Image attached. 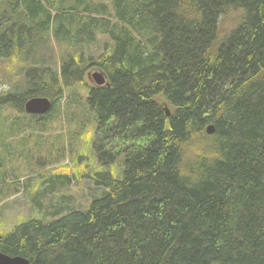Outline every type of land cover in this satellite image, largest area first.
<instances>
[{
	"label": "trees",
	"instance_id": "16d2710c",
	"mask_svg": "<svg viewBox=\"0 0 264 264\" xmlns=\"http://www.w3.org/2000/svg\"><path fill=\"white\" fill-rule=\"evenodd\" d=\"M3 63L24 88L0 93V113L38 118L25 110L35 96L52 100L45 117L93 113L98 171L84 175L81 155L46 179L108 189L0 233V251L36 264H264V0H0ZM92 69L107 82L88 84Z\"/></svg>",
	"mask_w": 264,
	"mask_h": 264
},
{
	"label": "rangeland",
	"instance_id": "374dc122",
	"mask_svg": "<svg viewBox=\"0 0 264 264\" xmlns=\"http://www.w3.org/2000/svg\"><path fill=\"white\" fill-rule=\"evenodd\" d=\"M102 48L103 43L98 45L97 51L101 52ZM5 68L4 63L0 65V93L24 88L23 77L10 74ZM94 71L88 72V84H95L90 78ZM86 107L83 106L82 110L70 108L82 115L84 111L87 112ZM85 115H90L92 119L74 121L64 115L62 105L61 110L52 116L38 118L22 116L12 107L1 110L0 233L8 234L21 221L30 218L45 222L59 219L68 213L63 212L66 205L71 209H86L107 192L108 187L97 185L92 179L81 177L80 174H75L68 187L62 185L61 180L52 185L51 180L46 179L54 173H64V165L74 166L76 157V167L87 159L88 170L84 171V175L98 171L100 166L95 161L94 140H89L86 134L91 125L95 130L96 122L93 113ZM19 128L24 129L19 131ZM124 162L125 157L120 155L113 164L114 176L118 179L124 177ZM62 196L65 200L70 198V203H63Z\"/></svg>",
	"mask_w": 264,
	"mask_h": 264
},
{
	"label": "water",
	"instance_id": "95a60500",
	"mask_svg": "<svg viewBox=\"0 0 264 264\" xmlns=\"http://www.w3.org/2000/svg\"><path fill=\"white\" fill-rule=\"evenodd\" d=\"M91 77L98 85H103L107 82L105 74L101 71L91 73ZM53 107L52 100L46 96H35L29 98L25 102V110L28 114L45 115L51 111ZM169 114V112H168ZM208 132H214L213 126L208 127ZM0 264H36L32 263L27 257L22 255H10L0 251Z\"/></svg>",
	"mask_w": 264,
	"mask_h": 264
},
{
	"label": "bare ground",
	"instance_id": "6f19581e",
	"mask_svg": "<svg viewBox=\"0 0 264 264\" xmlns=\"http://www.w3.org/2000/svg\"><path fill=\"white\" fill-rule=\"evenodd\" d=\"M210 126H213V125H210ZM213 128H214V126H213Z\"/></svg>",
	"mask_w": 264,
	"mask_h": 264
}]
</instances>
